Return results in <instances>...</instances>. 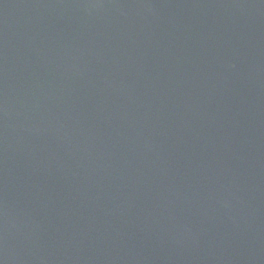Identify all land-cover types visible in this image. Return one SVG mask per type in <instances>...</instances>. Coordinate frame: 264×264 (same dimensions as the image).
<instances>
[{"label":"water","instance_id":"water-1","mask_svg":"<svg viewBox=\"0 0 264 264\" xmlns=\"http://www.w3.org/2000/svg\"><path fill=\"white\" fill-rule=\"evenodd\" d=\"M0 264H264V0H0Z\"/></svg>","mask_w":264,"mask_h":264}]
</instances>
